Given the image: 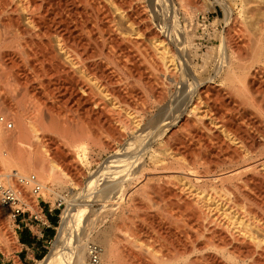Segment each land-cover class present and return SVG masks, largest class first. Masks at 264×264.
I'll list each match as a JSON object with an SVG mask.
<instances>
[{
  "label": "bare ground",
  "instance_id": "6f19581e",
  "mask_svg": "<svg viewBox=\"0 0 264 264\" xmlns=\"http://www.w3.org/2000/svg\"><path fill=\"white\" fill-rule=\"evenodd\" d=\"M212 3L0 0L3 256L20 250L14 205L53 194L64 208L38 264H264V149L235 146L264 126L233 97L264 69V0ZM79 221L94 222L67 260Z\"/></svg>",
  "mask_w": 264,
  "mask_h": 264
},
{
  "label": "rangeland",
  "instance_id": "374dc122",
  "mask_svg": "<svg viewBox=\"0 0 264 264\" xmlns=\"http://www.w3.org/2000/svg\"><path fill=\"white\" fill-rule=\"evenodd\" d=\"M213 0H200L202 4L205 6H209L212 3ZM216 10L212 11L208 17H206V23L209 24L214 20V17L218 16L221 17L223 16V11L221 7L217 4ZM203 22L202 17H200V23ZM223 25V24H222ZM221 27L218 28V31H221ZM207 35L205 38L200 39V43H202L203 50L205 52L208 51V46L210 45L209 42L214 43V39L212 37L209 38ZM254 76V77H252ZM220 84V82H218ZM221 86H226L223 84H220ZM238 84L233 83L231 84V87L236 88ZM259 87H261V90H256ZM245 93L243 97H240L238 94H234V99L239 101L240 99H243L246 104H244L245 107H248L252 109L254 112H258L257 115L259 116V120L261 122V125L264 126V69H259L257 66L251 68L249 70V76L248 80L245 83L244 86ZM238 114L236 115V117ZM250 131L256 133L254 129L249 127ZM49 134H52L54 136L57 135L55 131L48 130L47 131ZM260 144L257 146H248V145H242L240 146L239 143H236V147L239 149H242L244 151L246 150H260L264 149V139L260 138ZM29 172H33L32 170H29ZM84 182L86 181V177L83 178ZM70 185H67L66 188H63L65 190V194L68 193L69 195L73 194L75 190H73ZM56 190H61V187L56 185L55 188ZM70 189V190H69ZM72 190V191H71ZM79 190V189H78ZM62 191V190H61ZM69 191V192H68ZM250 191V190H249ZM252 195H255L253 191H250ZM38 198V197H37ZM54 195L51 194L47 196L46 198L41 195V198H38L36 203V209L32 210L27 208L26 211L22 212L21 215L18 218V221L13 223L12 219V225L15 227L14 228V235L16 239V243L19 246V251L15 250L12 255L10 256H3L2 252L0 251V264H14L15 257L21 262V264H38L39 260L46 255L47 252H49L53 246V243L55 241V237L57 234V229L56 227L59 225V221L61 218L62 210L64 208V204H62L60 207H52V202L54 199ZM41 209H45L47 211H50L52 215L57 219L55 223L51 224L53 227L52 229V234L48 233L46 234V239L48 242L45 244H42V242L37 241L34 242V244H30V241H32L29 237L28 231L33 230L36 227V223L33 221V216L32 214H39L41 213ZM113 218H109L107 220V223H110ZM7 222H9V218L7 216ZM84 221H79L77 224H74L73 226H70L68 229V233L66 235V238L64 240V246H63V254L66 256L65 258L68 260L71 257V251H72V246L73 243L76 239H82L84 236L88 234L89 228L92 226L93 222L85 224L83 223ZM9 224V223H8ZM10 225V224H9ZM27 229V233L23 231V229ZM49 229V228H47ZM46 229V230H47ZM110 236L112 237V240H116L117 237H123L122 234L116 231L110 232ZM29 238V241H28ZM123 243V242H122ZM46 246V247H45ZM15 256V257H14Z\"/></svg>",
  "mask_w": 264,
  "mask_h": 264
},
{
  "label": "built area",
  "instance_id": "2783aa9c",
  "mask_svg": "<svg viewBox=\"0 0 264 264\" xmlns=\"http://www.w3.org/2000/svg\"><path fill=\"white\" fill-rule=\"evenodd\" d=\"M35 191L36 192L39 191V186L35 187ZM13 198L14 197L12 195V192L10 190H7L4 194V199L2 201V205H5L6 202H10V201L14 202ZM62 204H63V201H57V206H55V207H60ZM16 205L17 204H15L13 209L11 210V212H12L11 219H12L13 223L17 222L21 213L24 212L21 208L15 207ZM55 207H53V208H55ZM41 211H42V209H41ZM32 216H33L34 223H36V227L33 230L29 231V237L32 240V241H30V244L33 245L34 242H37V241H40V242H42V244H45L46 242H48V240L46 239V234H47L46 229L53 227V225L51 224L49 218L47 217V215L43 211L39 214H32ZM98 249H99V247H97V246H93L90 249V259L93 262L98 261V256H97L98 255Z\"/></svg>",
  "mask_w": 264,
  "mask_h": 264
},
{
  "label": "crops",
  "instance_id": "0c3cea01",
  "mask_svg": "<svg viewBox=\"0 0 264 264\" xmlns=\"http://www.w3.org/2000/svg\"><path fill=\"white\" fill-rule=\"evenodd\" d=\"M42 211L47 215V217L49 218L50 222L54 223V222H53V219H55V217L50 213V211H47V210H45V209H42ZM23 231H24L25 233H27V229H26V228H24ZM52 232H53V231H52L51 227H50L49 229L46 230V233H47V234H48V233L51 234ZM28 234H29V231H28ZM28 241H29V238H28Z\"/></svg>",
  "mask_w": 264,
  "mask_h": 264
},
{
  "label": "trees",
  "instance_id": "16d2710c",
  "mask_svg": "<svg viewBox=\"0 0 264 264\" xmlns=\"http://www.w3.org/2000/svg\"><path fill=\"white\" fill-rule=\"evenodd\" d=\"M57 221V219L55 218V219H53V222L55 223ZM52 234V233H51Z\"/></svg>",
  "mask_w": 264,
  "mask_h": 264
}]
</instances>
